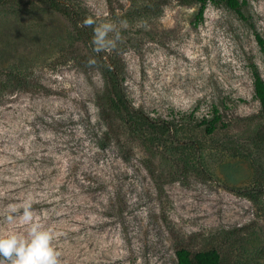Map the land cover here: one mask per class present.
<instances>
[{"label": "rangeland", "instance_id": "374dc122", "mask_svg": "<svg viewBox=\"0 0 264 264\" xmlns=\"http://www.w3.org/2000/svg\"><path fill=\"white\" fill-rule=\"evenodd\" d=\"M71 2L79 24L40 0L0 10V68L38 84L0 99V235L26 233L6 216L31 200L61 264H177L180 248L264 264V0L248 20L220 1L202 20L188 0ZM116 80L141 135L107 105Z\"/></svg>", "mask_w": 264, "mask_h": 264}, {"label": "trees", "instance_id": "16d2710c", "mask_svg": "<svg viewBox=\"0 0 264 264\" xmlns=\"http://www.w3.org/2000/svg\"><path fill=\"white\" fill-rule=\"evenodd\" d=\"M10 1L17 0H0V10ZM43 2H47L52 8L62 11L66 15H70L77 24L81 23V15L75 11H71V0H40ZM187 1V0H186ZM191 3H197L200 5V11L198 14L199 20H202L204 17V12L207 7L209 1H220L224 2L229 8L235 10L239 16L248 20L247 15L243 12V7L247 3L246 0H188ZM91 36V34H90ZM256 39L260 45V47L264 50V38L261 34H256ZM111 59V58H110ZM114 59H111V65L109 67L113 77H118L120 72L117 70L116 65L114 64ZM254 80V92L255 98L260 102L261 107L264 111V79L259 73L258 70H255L253 73ZM110 92L111 95L108 99V107L111 110H115L118 113L124 115V121L129 126L131 132L136 135H141L144 130L145 125L150 124L145 118H141V120L134 119L131 116V112L129 111V107L127 102L120 91V82L118 80L111 81ZM37 85L33 84L31 77L27 75H23L19 72L15 71H3L0 68V99L4 97L6 94L11 93L16 90H28L33 91L36 90L35 87ZM214 113V117L211 120H205L204 123L206 125V132L208 134H213L217 131L220 125H224L223 116L219 114V110L216 109ZM155 130L161 129L159 125L153 124L151 126ZM177 264H223L220 252L213 248L207 249L197 252L195 255H192L191 251L187 248H180L176 251Z\"/></svg>", "mask_w": 264, "mask_h": 264}, {"label": "clouds", "instance_id": "9594fccd", "mask_svg": "<svg viewBox=\"0 0 264 264\" xmlns=\"http://www.w3.org/2000/svg\"><path fill=\"white\" fill-rule=\"evenodd\" d=\"M20 208L22 213L17 206L10 205L6 220L14 223L19 213L27 231L0 235V264H61L60 253L54 247L55 235L41 224L32 201L26 200Z\"/></svg>", "mask_w": 264, "mask_h": 264}]
</instances>
